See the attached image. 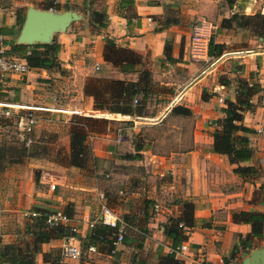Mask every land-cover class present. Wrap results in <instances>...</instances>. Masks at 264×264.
<instances>
[{
	"label": "crops",
	"instance_id": "1",
	"mask_svg": "<svg viewBox=\"0 0 264 264\" xmlns=\"http://www.w3.org/2000/svg\"><path fill=\"white\" fill-rule=\"evenodd\" d=\"M44 1L46 0H0V27L4 29V33L0 34V47L7 51L11 42L17 43L28 8L49 10L43 8ZM53 1L60 6L59 10L52 9L53 13L74 12L77 18L72 20L63 31H51L45 41L35 39L32 43L49 42L54 38L60 44V50L57 53L60 67L69 72L75 80H81L79 92L84 100L83 106L79 109L82 112L85 110L91 112L88 116H102L118 124L124 121H130L131 124H128L127 128L116 127L113 133L93 131L89 133L88 141L94 157L89 182L86 183L80 179L81 169L57 165L54 190L49 191L41 179L38 182L45 186H42L43 189L31 185L23 189L21 186L15 188L14 197L6 209L12 214H7L5 209H0V222L6 223L7 217L9 219L16 217V220H19L20 217L22 218L20 210L25 208H28L26 209L28 211L40 210L45 208L41 205L44 202L52 201L56 204L54 206L61 210L68 205V212L74 217L79 229L76 237L81 243L88 228L79 218L81 215H87L90 220H96L99 205L104 203L125 217L131 227L124 230L122 242L116 245L114 254L95 253L98 258L96 264H110L112 261L127 264L131 255L142 259L145 264H148L150 260L158 264L159 257L167 253L166 246L169 244L162 233L161 225L168 217L178 215L181 202L187 200L193 204L194 225L184 228L187 238L183 242L187 245L188 252L175 256L179 260L178 264H187V255L196 252L202 253L209 264H234L238 251L242 250L238 244L239 235L246 234L249 231V225L233 223L230 220V211L262 210V204L253 208L251 205L247 208L243 207L245 204L243 199L248 200L251 197L253 191H256L260 183L264 182V175L257 169L258 175L246 181V177L240 178L233 174L231 171L233 166L228 163L225 155L209 151L212 141L211 133L217 125V120L223 116L220 109L224 106V101L234 100L235 84L238 79L257 81L260 86V91L250 99L252 108L243 113V125L254 130L261 122L264 106L258 104L256 100L264 94V48L254 51L253 54H247L246 57L222 56L214 64H209L220 56L222 51L218 56H210L211 61L206 66L197 68L199 63L186 62L189 59L188 25L181 23L179 26L170 22L166 28L162 26V20H152L161 18L163 14L164 6L156 0H133L132 11L136 17L128 18V26L126 25L127 17L123 16L125 11L117 8V0H94L92 6L97 10L104 9L106 13V26L99 30L93 28L88 22V17L76 8L81 5L82 0H73L72 2L78 4L73 8L67 6L71 0ZM17 14H23L20 25L16 24ZM169 30L174 31L171 35V56L174 61L171 63L164 62L162 54L163 42ZM105 36L112 39L117 46L129 48L139 56L148 54L153 60L158 57L161 60L162 57V60L154 67H150L153 64L137 66V68L152 71L150 76L159 85L175 84L172 81L176 80L177 71L185 75L183 82L174 90V98L163 108L165 112L151 115L144 111L139 116H130L92 109V98L83 94L82 86L87 76H95L94 68L99 69L102 64L109 63L102 57ZM227 58L233 60L230 65L233 66L234 71L229 67L227 71L215 73L219 64ZM236 64L238 67L234 69ZM115 68H113V75H102V77L136 80V72H121ZM51 71L30 69L23 75H6L0 81V101L19 103V99L23 98V91L33 89L46 91L48 88L44 86L49 85L48 76H59L58 71ZM249 73H253L252 78L249 77ZM219 74L225 77L217 78ZM96 77L101 76L96 75ZM222 79L228 81V85L222 84ZM201 92L207 96L206 100L201 99ZM218 98H221L223 102H218ZM34 101L28 98L27 103L24 104L37 105ZM174 105L183 106L189 109L190 113L187 116L174 115L181 117L178 121L183 124L179 127L171 125L176 128L171 133L172 141L168 139L167 144L163 145L164 149L159 151L158 138H154L153 135L148 138L138 135L142 143V148L138 151L141 158H125V154L135 152L134 143L139 141H135V135L130 130L137 131L141 126L155 128L162 125L164 121H167L165 116L173 115L170 109ZM187 117H190L188 121H186ZM186 122H188L187 126H185ZM250 140L251 137H249ZM249 146L252 149V156L249 161L240 163L241 165H254L257 151L253 149L254 145L251 142ZM103 158H115V160L105 166L101 164ZM131 165L140 166V168L143 166L145 168L143 174L139 173L140 168H132ZM130 169L135 170L132 172ZM247 185L250 187L249 190ZM121 188L128 189L129 192L113 202L111 199L114 196L113 191ZM76 189L92 192V198L97 203L95 209L91 206L92 202L81 206L78 193L74 191ZM156 191L168 195L174 203L162 210L159 204L152 201L156 199ZM155 205L156 210H154ZM52 210L54 209L50 211ZM27 220L29 219H23V222L13 231L11 224L9 225L11 229L4 227L0 232V243L9 244L19 241L22 238L24 222ZM236 236L237 243H234L233 238ZM60 244L61 238L42 243L41 253L54 248L59 250ZM233 246H236L235 253H232ZM261 246L251 247L248 254ZM41 253L36 254L34 264H48L42 261ZM68 262L73 264L77 261Z\"/></svg>",
	"mask_w": 264,
	"mask_h": 264
},
{
	"label": "trees",
	"instance_id": "2",
	"mask_svg": "<svg viewBox=\"0 0 264 264\" xmlns=\"http://www.w3.org/2000/svg\"><path fill=\"white\" fill-rule=\"evenodd\" d=\"M235 0H226V4L232 7ZM94 0H82V13L88 17V22L96 30L103 29L106 26V13L104 9L97 10L93 5ZM134 5L133 0H117V8L125 11L123 16L126 18L128 26V18L136 17L132 11ZM44 9L59 10L58 3L53 0H46L42 4ZM66 8V7H64ZM234 13L229 18L222 20L221 27L229 26V22L234 20ZM255 31L258 34H264V14H256ZM23 14H17L16 24L20 25ZM4 33V29L0 27V34ZM172 43L171 39H164L162 54L163 61L171 63L174 61L171 56ZM60 50V44L52 38L47 43H31L9 44L6 51L7 54L22 58L31 70H55L64 72L60 67L57 59V53ZM222 52L219 44L208 43L207 53L209 56H218ZM103 59L116 67L121 72H136V80L109 79L104 77H87L82 86L84 95L91 96L92 108L95 110H103L109 113H119L123 115L139 116L146 101L148 93L152 89V80L148 70L137 68L139 63V55L133 50L125 47L117 46L114 41L108 37H103ZM253 73H249L252 78ZM221 83L228 85V81L221 80ZM260 91L257 81L238 79L235 84L234 100H225L224 106L220 109L223 113L222 118L216 122V127L212 130L210 152L222 154L233 167L231 171L240 178L254 177L258 175V170L254 165H241L240 163L249 161L252 156V149L249 146V137L254 133L250 127L243 125V113L252 108L251 97ZM138 96V99L136 98ZM202 100H206L207 96L204 92L200 95ZM135 100V102H133ZM173 115L187 116L189 109L174 105L170 109ZM91 120L87 117L75 116L69 129V165L83 168L86 163L94 160V157L86 143V135L88 131L87 121ZM131 124L130 121H124ZM134 153L125 154L128 159H140L138 151L142 148L140 140L134 143ZM1 154V153H0ZM3 160L0 155V170H2L1 162ZM258 194L262 204L261 211H253L246 209H238L230 211V220L233 223L248 224L249 231L243 236L239 235L238 244L242 249H250L253 239H263L264 227V182L258 186ZM68 215L69 212L63 210ZM38 214L32 216L24 222L22 238L19 241L9 244L0 243V264H34L35 256L40 250V245L52 239L61 238L66 232L61 227H48L44 224L45 211L35 210ZM194 225L193 204L184 200L180 204L178 215L170 216L164 222L162 233L169 241L170 246H176L186 240L187 235L184 228H190ZM115 228L102 225L95 222L91 229L88 230L82 243L86 248L88 245H94L96 251L108 254L111 249V240L114 236ZM236 252V246H233L232 253ZM114 254V253H113ZM43 262L48 264H60V254L58 249H52L41 253ZM179 260L172 253H165L158 259V264H178ZM110 264H118L112 261ZM127 264H145L140 258L131 255Z\"/></svg>",
	"mask_w": 264,
	"mask_h": 264
},
{
	"label": "rangeland",
	"instance_id": "3",
	"mask_svg": "<svg viewBox=\"0 0 264 264\" xmlns=\"http://www.w3.org/2000/svg\"><path fill=\"white\" fill-rule=\"evenodd\" d=\"M72 1L73 0L68 2V8H73V6L76 7V5H78L76 2ZM156 2L163 4V14L161 15V18H153L152 20H162V26H166V28L170 22L178 24L179 26L181 23H186L188 25L187 41L191 35L192 27L200 20H205L215 26L210 30L209 41H212L213 44L221 45L223 53L240 51L242 52L241 54H238L240 57L247 54H253L254 51H260L264 48V34H258L254 30V25L257 22V19L254 16L256 14H264V0H235L232 7L227 6L226 0H156ZM98 4H100V2ZM76 8L82 12L81 5ZM233 13L235 17L234 20L229 22V26L221 27L222 20L224 18H229ZM173 32L174 31L169 30L165 37L167 39H171ZM56 34L57 32L54 34V37ZM230 57L236 56L231 55ZM161 60L159 57L153 60L148 54L143 57L139 56L140 65L153 64L150 67L156 66V64ZM210 61L211 58L206 62L190 58L186 60L187 63H199L197 68L206 66V64ZM231 61L233 60L230 58L225 59L221 64H219V68L215 71V73L217 71H227V68L229 67L233 70V66L230 65ZM237 67V64L234 65V69H237ZM113 68L114 66L112 64L105 63L102 64L99 69L94 68L93 72L95 73V76L100 75L101 77L102 75H113ZM51 72L55 71L52 70ZM149 73L152 75V71ZM177 74L176 80L172 81V83L175 84L171 85H159L158 82L153 80L150 76L153 85L144 103V107L146 108L144 110L143 107L142 112L146 111L148 114L155 115L159 112L161 113L166 111L163 108L166 107L170 100L174 98V90L179 84H181V82H183V77L185 76L183 73H180V71H177ZM58 75V77L48 76L49 78L47 81L49 85L44 86L48 88L46 91L40 89H33L31 91L27 90L25 92L23 91V98L19 99L18 102L24 104L27 103V99L30 98L32 101L35 100L34 103L37 105H53L76 109L82 107L84 99L83 95L79 92L81 80H75L67 71L58 72ZM220 77L225 76H223V74H219L217 78ZM136 98L138 99V96H136ZM256 102L264 106V94H261L260 98L257 99ZM83 112L91 113L85 110ZM78 116L90 118L91 120L87 121L88 129L98 133H113L116 127L127 128V126H129L123 122L118 124L117 122L104 119L102 116ZM74 117H69L68 115L60 116V114H41L36 127L29 135L31 139L29 143H26L25 137L15 129L13 116L0 117V155L3 157L1 162L2 170H0V209H7L8 203L14 197L15 188H19V186H21L23 189L24 187L31 185L32 187L43 189L42 186L44 185L38 182L42 172H48L56 175V169H58L57 165L71 166L68 163L69 129ZM166 118L167 121H164L162 125L155 128L150 126H141L137 131L130 130V132L135 135V141L139 140L140 136L138 135L146 138L153 135L154 138H158L160 142L159 151H162L164 149L163 145L165 146L167 144L168 139H170L169 141H172L171 133L176 130V128H173L171 125L174 124L179 127L183 124V122L178 121L181 117L169 114L165 116V119ZM189 118L187 117L186 121H188ZM187 123L188 122H186L185 126H187ZM258 125H264V109L262 110L261 122H259ZM91 131H88L86 135V143L89 148L90 142L88 141V135ZM250 137L251 140L249 142L254 145L253 149L257 151L253 163L257 169H259L260 173L264 175V137L259 134L257 135L255 132ZM102 160L103 163L101 164L107 166V163H113L115 158H103ZM92 164V161L89 160L83 168H79L81 169L80 179H82L83 182H89L88 180L90 178V169ZM130 167L140 168V166L134 165H131ZM144 169L145 168L142 166L139 173L143 174ZM130 170L133 172L135 169ZM246 181H250V177H246ZM247 187L249 190V185H247ZM118 190L120 192H118ZM118 190L113 191L114 196L111 197L113 202H116L118 198H122L123 195L129 192L128 189L121 188ZM248 190H246V192ZM74 191L78 193V199L81 206L92 202L91 206L95 209L97 203L95 199L92 198V192L89 190L79 189ZM162 195V193L156 191V199L152 201L159 204L160 208L163 210L165 207L173 204L174 202L168 197V195ZM72 197L74 196L72 195ZM259 200L260 195L258 194V191H253L248 200L243 199V202H245L243 207L247 208L248 205H251L252 208L256 205L259 206L261 205ZM41 205L45 208H39L40 210L38 211L49 212L51 209H58L54 206L56 204H53L52 201L44 202ZM160 208L158 209V212ZM26 209L28 208L20 210V213L22 214L23 211H28ZM65 209L66 211L69 210L68 205H66L64 210ZM5 212H7V210ZM7 214L12 213L7 212ZM11 219L7 217L6 223L0 222V232L4 227H10V224L13 227V231L21 222H23V219L26 218L22 216L19 220H16V217ZM233 241L234 243H237V236L233 238ZM263 244L264 238L261 240L253 239L251 247H258ZM79 245L81 250L80 256L77 262L73 264H96V260L98 258L95 253L89 255L85 251L83 243L81 242ZM54 249L56 250L57 248ZM249 250L250 249H242L238 251L234 264H240L242 258L248 256ZM61 264L72 263L65 262ZM148 264H154V261L150 260L148 261Z\"/></svg>",
	"mask_w": 264,
	"mask_h": 264
},
{
	"label": "built area",
	"instance_id": "4",
	"mask_svg": "<svg viewBox=\"0 0 264 264\" xmlns=\"http://www.w3.org/2000/svg\"><path fill=\"white\" fill-rule=\"evenodd\" d=\"M52 10V9H51ZM215 26L205 20H200L192 27V32L188 40V55L193 60L210 59L207 53V47L210 40V30ZM242 52H227L222 53L217 58L213 59L209 64H214L222 56H239ZM26 62L19 57L9 55L5 49L0 47V81H2L8 74L23 75L29 71ZM218 102H223L221 98L217 99ZM135 102V100H133ZM43 113L60 114L74 117L78 115L88 116V113L82 112L81 109L64 108L53 105H26L22 103H13L8 101H0V117L13 116V124L15 129L25 137L26 143L30 142L29 135L33 132L40 115ZM254 132L264 137V125H258ZM40 179L46 184L49 191H53L56 185L54 175L48 172H42ZM157 206H154L156 210ZM35 211H24L22 216L30 219L32 216L37 215ZM81 222L86 224L88 230L92 228L95 222L110 228H115L114 236L111 240V249L108 255L115 252L116 245L122 242L124 230L131 227L130 222L120 215L118 212L100 203L98 215L96 220H90L87 215H81L79 218ZM44 224L48 227H61L66 234L61 237V244L59 247L60 262L77 261L80 256V245L76 235L79 233L78 226L73 216L68 215L61 209H54L44 215ZM167 253H172L174 256L184 252H188V247L185 242H181L176 246H166ZM86 252L99 253L96 251L94 245H88L85 248ZM187 264H209L205 257L200 252L187 255Z\"/></svg>",
	"mask_w": 264,
	"mask_h": 264
},
{
	"label": "water",
	"instance_id": "5",
	"mask_svg": "<svg viewBox=\"0 0 264 264\" xmlns=\"http://www.w3.org/2000/svg\"><path fill=\"white\" fill-rule=\"evenodd\" d=\"M76 18L77 15L74 12L53 13L51 9L40 11L28 8L17 37V43L31 44L35 39L45 41L51 31H63ZM241 264H264V245L251 250L248 256L243 258Z\"/></svg>",
	"mask_w": 264,
	"mask_h": 264
}]
</instances>
